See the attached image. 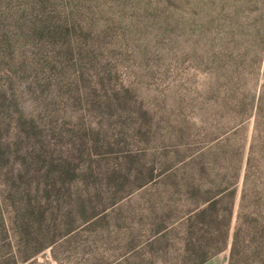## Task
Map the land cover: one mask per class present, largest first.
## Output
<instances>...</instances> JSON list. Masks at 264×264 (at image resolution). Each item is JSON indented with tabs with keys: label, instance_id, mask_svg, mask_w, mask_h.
<instances>
[{
	"label": "rangeland",
	"instance_id": "obj_1",
	"mask_svg": "<svg viewBox=\"0 0 264 264\" xmlns=\"http://www.w3.org/2000/svg\"><path fill=\"white\" fill-rule=\"evenodd\" d=\"M229 209L264 233V0H0V264H194Z\"/></svg>",
	"mask_w": 264,
	"mask_h": 264
},
{
	"label": "trees",
	"instance_id": "obj_2",
	"mask_svg": "<svg viewBox=\"0 0 264 264\" xmlns=\"http://www.w3.org/2000/svg\"><path fill=\"white\" fill-rule=\"evenodd\" d=\"M251 162L252 157L251 155H249L246 161L247 166L244 172V184H246L248 180V166H250ZM238 174L239 173H237L236 175ZM222 196H224V194ZM217 199L218 198L215 197H211L209 199L207 198V206L197 216L203 217L206 216L207 213L213 211L215 208V204L218 201ZM242 200H244V197H242ZM230 218L231 212L229 209L224 219L221 221L223 231L221 232L218 239L213 235V233L206 229V227L210 226L213 219H209L210 224L208 225L202 222L204 225L199 228V232L201 233V235H199L195 240H197L198 243L203 242L204 245L207 246V248L203 252H200V254L198 251H196V249L189 250L190 255H193L192 257H196L194 264H204L215 255L225 251L229 246V241L230 249L228 264H236L237 259L241 255V253L245 256V261H247V264H264V233L262 229L258 235L248 234L247 239L244 240L241 233L239 224L240 222L238 223V221L241 220L239 213V220L237 221V225L230 239ZM25 260L27 259H24V261Z\"/></svg>",
	"mask_w": 264,
	"mask_h": 264
},
{
	"label": "crops",
	"instance_id": "obj_3",
	"mask_svg": "<svg viewBox=\"0 0 264 264\" xmlns=\"http://www.w3.org/2000/svg\"><path fill=\"white\" fill-rule=\"evenodd\" d=\"M207 263H209V262H206L205 264H207Z\"/></svg>",
	"mask_w": 264,
	"mask_h": 264
}]
</instances>
